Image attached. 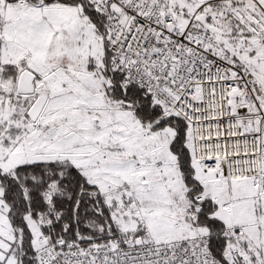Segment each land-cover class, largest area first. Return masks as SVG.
<instances>
[{
    "label": "snow or ice",
    "instance_id": "1",
    "mask_svg": "<svg viewBox=\"0 0 264 264\" xmlns=\"http://www.w3.org/2000/svg\"><path fill=\"white\" fill-rule=\"evenodd\" d=\"M0 264H264V0H0Z\"/></svg>",
    "mask_w": 264,
    "mask_h": 264
}]
</instances>
